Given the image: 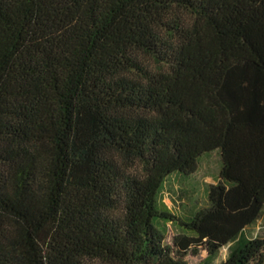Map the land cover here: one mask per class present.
Segmentation results:
<instances>
[{
  "label": "trees",
  "instance_id": "1",
  "mask_svg": "<svg viewBox=\"0 0 264 264\" xmlns=\"http://www.w3.org/2000/svg\"><path fill=\"white\" fill-rule=\"evenodd\" d=\"M263 211L264 0H0V264H262Z\"/></svg>",
  "mask_w": 264,
  "mask_h": 264
},
{
  "label": "rangeland",
  "instance_id": "2",
  "mask_svg": "<svg viewBox=\"0 0 264 264\" xmlns=\"http://www.w3.org/2000/svg\"><path fill=\"white\" fill-rule=\"evenodd\" d=\"M217 162L216 155L202 160L198 164L196 174L188 184L189 187H186V183L181 186L176 181L172 187H165L161 195V200L173 214L180 215L184 211H188L189 203H195V208L204 207L205 190L207 186L214 183L218 171ZM167 227V234L164 241L165 244H171L177 232L171 225ZM245 235L250 239L264 241V211L257 222L246 229ZM227 253V246L220 249L217 258L211 264H220L225 260ZM206 257V253L203 250H199L197 254L188 253L185 261L187 264H206ZM262 264H264V253L262 255Z\"/></svg>",
  "mask_w": 264,
  "mask_h": 264
},
{
  "label": "crops",
  "instance_id": "3",
  "mask_svg": "<svg viewBox=\"0 0 264 264\" xmlns=\"http://www.w3.org/2000/svg\"><path fill=\"white\" fill-rule=\"evenodd\" d=\"M216 178H217V175H216V177H215L214 183L211 184V185H215V184H216V180H217Z\"/></svg>",
  "mask_w": 264,
  "mask_h": 264
}]
</instances>
